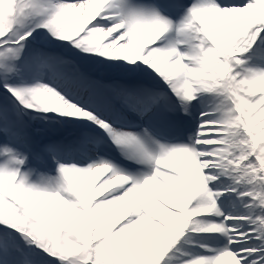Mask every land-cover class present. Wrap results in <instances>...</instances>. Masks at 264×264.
I'll return each mask as SVG.
<instances>
[{
  "label": "snow or ice",
  "instance_id": "1",
  "mask_svg": "<svg viewBox=\"0 0 264 264\" xmlns=\"http://www.w3.org/2000/svg\"><path fill=\"white\" fill-rule=\"evenodd\" d=\"M0 264H264V0H0Z\"/></svg>",
  "mask_w": 264,
  "mask_h": 264
}]
</instances>
